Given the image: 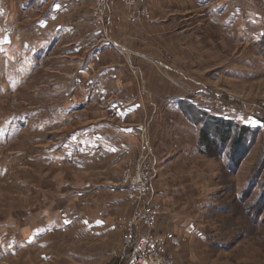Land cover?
<instances>
[{
	"label": "rangeland",
	"instance_id": "obj_1",
	"mask_svg": "<svg viewBox=\"0 0 264 264\" xmlns=\"http://www.w3.org/2000/svg\"><path fill=\"white\" fill-rule=\"evenodd\" d=\"M140 4L148 9L151 19L148 0H141ZM155 4L151 2L160 11L174 14L173 27L177 31L182 29L189 43L198 44L199 56H207V64L199 61L198 78L195 77L205 89L200 91L192 82L178 77L172 80L166 77V86L153 94L156 107L148 106L145 98L138 95L136 100L144 104V110L122 123L140 127L128 155L68 165L63 160L51 163L53 152L64 153L70 133L83 125H97L101 117L97 106L82 109L78 104L81 107H77L78 95L68 98L63 89L71 83L86 53L72 55L68 51L67 54L64 45L71 40L68 34L53 46L52 40L56 38H52L50 0H0V264H116V261L125 264L127 255L131 256L143 240L146 248L156 250L161 259L172 264H264L263 139L256 146L257 133L244 156L250 140L247 134L244 143H227L223 147L217 140L215 147L199 146L202 129L212 132L217 127L223 129L219 125L226 123L224 118L238 123L246 117L245 113L216 109V104H208L209 94L224 103L248 109L258 107L264 118V0H164ZM53 5L57 7L58 3ZM121 7L129 17L127 9L122 4ZM96 8V0H92L95 26ZM104 17L103 26L98 29L101 34L106 31ZM96 39L102 40L105 36L102 34ZM181 68L190 76L195 73L191 65ZM142 86L140 81L133 83V88ZM181 95H186L199 112L207 115L203 125H198V137L188 131L183 142L174 138L176 133L183 136L174 127L185 123L183 117L167 110L162 102L169 96ZM199 95L205 100L200 101ZM71 102L77 108L74 114L68 112ZM188 113L194 121L201 120L197 111L190 114L189 109ZM107 116V125H121ZM163 127L164 136L158 143ZM241 128L243 125L235 124L231 131L238 133ZM197 141L200 157L192 155ZM181 148L186 151L182 153ZM234 148L236 156H233ZM223 153L226 157L220 161ZM168 154L172 160L170 165L156 164L152 171V155L166 162ZM178 155L184 158V163ZM240 156L243 157L239 160ZM138 175L142 188H130L129 182L133 183ZM116 183L126 189L124 196L129 199L119 210L99 205L102 201L112 206L119 195L92 191L78 197L67 186ZM151 183L168 191L165 198L157 197L164 201L165 210L149 205ZM252 184L254 187L250 189ZM88 195H92V201L85 207L83 202ZM201 198H207L204 209L193 207L190 211H181L179 208L191 203L195 206ZM69 205L92 216L101 209L108 224L118 222L117 234L104 241L88 242L78 240L72 231L64 237L52 238L50 247L41 253L33 247L25 250L26 244L19 243L25 230L33 227L45 212L67 211ZM168 212L187 214L202 230L204 240L197 238L190 244L186 240L187 247L179 248L152 244L151 235L163 229L159 222ZM152 213H155L153 222L146 226L140 216L148 218ZM73 254L81 258L75 259ZM90 256L93 260H82Z\"/></svg>",
	"mask_w": 264,
	"mask_h": 264
},
{
	"label": "crops",
	"instance_id": "obj_2",
	"mask_svg": "<svg viewBox=\"0 0 264 264\" xmlns=\"http://www.w3.org/2000/svg\"><path fill=\"white\" fill-rule=\"evenodd\" d=\"M160 1L163 2L164 0H148L151 8V19L136 21L129 20L118 1L110 3L104 17V23L106 24L104 31H106L102 34H104L105 39L97 41L96 38L102 36V34L98 30L100 26H95L92 23V0H50L53 11L50 21L54 34L52 38H56V40H52L53 46L55 43V45H58L61 42L63 35L68 34L71 35V40L64 45L67 54H69L68 51L72 55L80 51L86 53L85 59L80 60L78 63L77 72L71 77L72 84L70 83L63 88L66 92L65 96L70 98L71 96L75 97L77 94L78 98H80V103L77 102L76 104L77 107L82 106V109H85L90 105H95L98 112L101 113V117L96 122V124L98 123L97 125H94L95 123H92L93 125L91 123L83 125L70 133L67 136V151L65 150L64 153L62 151L53 152L51 163L54 164V162L57 163V161L63 160L68 165L71 163L76 165V162H88L90 164L95 159L100 161L109 156L116 159L121 158L124 154V156L128 155V148L133 143V139L137 137L140 127L139 125H122V123L128 117H135L139 115L141 110H144V104H140L136 100L138 95L145 98L148 106L156 107L153 101V94L161 92V86H166V77H170L171 80L178 77L184 82H192V84L198 86L200 91L205 89L206 86L195 81V77L198 78L199 61L201 62L200 64H207V56H204V54L199 56L198 44L189 43L183 30L179 29L177 31V28L173 27L172 24L174 23H172L171 17L174 14L164 13V11L156 8V4H159ZM55 2L58 3L57 7L53 5ZM151 2L156 3V7L151 5ZM85 6L86 8H84ZM118 7H120L119 10ZM254 46H258V44L254 43ZM112 56L118 58V60L115 61ZM93 64L94 66L97 64V67H94L95 70L92 69ZM187 65L194 67L195 73L193 76L188 75L187 70H182L181 67ZM137 80L144 86L137 89L133 88V83L138 82ZM162 102L167 110L172 113H178L185 121L182 125H174L175 128H178V132L183 135L181 137L176 133L174 135L175 139L178 138L179 142L186 141L188 131L198 137V125L199 123L203 125V120L207 117L206 113L203 111L199 112V108L192 105L186 95L169 96V98L163 99ZM74 104V102H71L68 105L69 107L72 106L68 110L69 113L74 114L76 112L77 108L73 107ZM189 109L190 114L197 111L198 116L199 114L201 116V120L194 121L188 113ZM107 115L113 119L115 118L117 124L121 122V125H107ZM222 120L231 122L232 125H243L250 131H257L258 140L254 143L256 146L261 139L264 141V118L260 112L257 116L245 117L238 123L229 118ZM163 128L160 129L158 143L164 136L162 130L165 131L166 126ZM192 148H195V152L192 155L200 157L198 154V141ZM185 151L186 148H181L182 153ZM250 154L247 158H249ZM178 157L184 163V158L179 155ZM225 157L226 154L223 153L219 158L220 161L224 160ZM152 159V171L156 164L165 163L166 166H169L172 161L170 154L166 155V162L164 159L159 160L153 155ZM67 186L78 197L86 196L92 191L119 195L112 201V206L100 201L99 205L104 206L103 208H116V210H119L127 202L129 203V199L124 196L126 189L120 187L117 183L84 187ZM149 187L152 197H150L149 205L159 211L165 210L164 201H159L157 197L162 196L165 198L168 191L154 187L152 183ZM91 196L88 195L85 199L86 201L83 202V206L87 207L91 203ZM193 207H198L200 210L204 209L207 207V198L198 199L195 206L191 203V205L184 204L182 208H179L182 209L181 211H190ZM61 210L50 213L45 212L33 227H28L25 230L22 241H19L23 245L26 244L25 250L33 247L41 253L50 247L52 238L64 237L72 231L78 240L82 238L83 241L88 242L100 241L101 239L104 241L107 237L117 234L115 231L120 228L118 222L108 224V219L104 218L105 213H103V216L101 215V209L96 216H92L70 205L67 211ZM183 214L184 212L166 213L159 222L163 229L151 235V243L164 248L169 246L179 248L181 246L187 247V244L184 245L186 240H188L189 244L192 243L191 241H196L197 238L199 241H203L202 230L197 227L196 222L188 217L187 214L186 216H181ZM122 220L123 218L120 220V225L123 223ZM90 250L95 251L96 249ZM113 254L118 256L115 252ZM72 257L75 259L81 258L78 254H73ZM42 258L50 259L49 256L45 255H42ZM126 258L125 264H133L132 255L130 256L129 254ZM82 260L89 262L93 260V257H85ZM116 264L119 263L116 261Z\"/></svg>",
	"mask_w": 264,
	"mask_h": 264
},
{
	"label": "built area",
	"instance_id": "obj_3",
	"mask_svg": "<svg viewBox=\"0 0 264 264\" xmlns=\"http://www.w3.org/2000/svg\"><path fill=\"white\" fill-rule=\"evenodd\" d=\"M117 1L119 3H121L127 9L128 15H129L128 18L130 21L149 20L150 19V13H149L148 9L141 6V4H140L141 0H117ZM112 2H113V0H96L97 8L95 10L94 16L96 18L95 22H96V25L98 27L101 25L103 26L102 18L104 17V15L106 13V9H107L108 5ZM204 95H207V93L206 94L204 93ZM207 96H209L208 104H210V105L216 104V106H215L216 109H219L221 112H227V113L240 112V113H245L246 117H254V116H257L259 114V112L262 113L258 107L248 109V108L236 106V105L229 104V103H224L219 98L218 99L214 98L211 94H209ZM202 98L203 97L201 95L199 98L200 101L205 100ZM205 102H207V101H205ZM145 146H146V148H148L147 142H145ZM145 175L146 176L144 177V179H145V186H146L147 185V174H145ZM140 178H141L140 175L136 176V179L133 183L130 184V182H129V187L130 188L136 187V189H137L138 188L137 186H139V189H141L142 186H141ZM138 182H140V183H138ZM137 191L140 192V190H137ZM152 214L153 215H151L148 218L140 216V220L145 219L144 220L145 223L144 222L143 223L146 226H150L151 222H153V216L155 213H152ZM143 242H144V240L138 246H136L132 252L133 253L132 254V263L133 264H172L168 260L161 259L160 255L158 254V252L156 250L146 248V245Z\"/></svg>",
	"mask_w": 264,
	"mask_h": 264
},
{
	"label": "trees",
	"instance_id": "obj_4",
	"mask_svg": "<svg viewBox=\"0 0 264 264\" xmlns=\"http://www.w3.org/2000/svg\"><path fill=\"white\" fill-rule=\"evenodd\" d=\"M220 127H222L223 129H218V127H217V130H213L212 132L210 130H207V129H202L200 132L199 146L205 145L207 148V147H209V144H210L211 146L215 147V146H217L216 145L217 140L221 144V146H223V147L227 143H232L235 145V144H238L240 142L244 143L245 137L247 135H250V140L247 143V148L244 150V152L242 154L244 156V154L247 152V150L252 146L253 139L257 135V131H250L248 128H245L244 126H243V128L240 129L241 131H239L238 133H236L235 131L232 132L231 129L232 128L235 129V125H232L231 122L221 123V125H219V128ZM250 133H252V135ZM232 152H233V156L234 155L236 156L235 148L232 150ZM243 156H240L239 160L242 159L241 157H243ZM253 187H254V185L252 184V187L250 189H253ZM262 195L264 197V193H262ZM260 203H262V201ZM263 205H264V200H263L262 206ZM257 221H258V218H257Z\"/></svg>",
	"mask_w": 264,
	"mask_h": 264
}]
</instances>
